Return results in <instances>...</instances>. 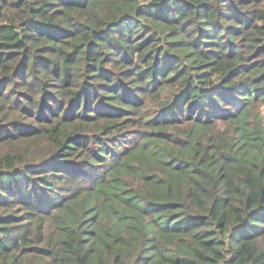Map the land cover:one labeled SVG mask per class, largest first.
<instances>
[{"label": "trees", "instance_id": "16d2710c", "mask_svg": "<svg viewBox=\"0 0 264 264\" xmlns=\"http://www.w3.org/2000/svg\"><path fill=\"white\" fill-rule=\"evenodd\" d=\"M0 264H264V0H0Z\"/></svg>", "mask_w": 264, "mask_h": 264}]
</instances>
